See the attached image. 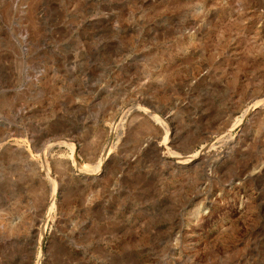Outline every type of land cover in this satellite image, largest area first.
Listing matches in <instances>:
<instances>
[{"label":"rangeland","instance_id":"374dc122","mask_svg":"<svg viewBox=\"0 0 264 264\" xmlns=\"http://www.w3.org/2000/svg\"><path fill=\"white\" fill-rule=\"evenodd\" d=\"M263 99L264 0H0V264H264Z\"/></svg>","mask_w":264,"mask_h":264},{"label":"bare ground","instance_id":"6f19581e","mask_svg":"<svg viewBox=\"0 0 264 264\" xmlns=\"http://www.w3.org/2000/svg\"><path fill=\"white\" fill-rule=\"evenodd\" d=\"M260 100H255V102H252L253 103V105H250L248 108H245V110L242 112V114H241V118H239L238 120H236L237 121V123H242V121L244 122V118H245V116L249 113V111H251V110H253V109H251V107H254V104L257 106V104L256 103H258ZM263 101H264V99H263ZM260 103V102H259ZM258 103V104H259ZM252 112V111H251ZM250 112V113H251ZM149 114V113H148ZM152 120H153V122H155V123H158V119L154 116V114L153 113H151L150 112V114L148 115ZM159 123H161V122H159ZM165 123V122H164ZM161 126H162V124H160ZM164 125V124H163ZM166 125V124H165ZM164 128V127H163ZM171 129V128H170ZM165 130V129H164ZM172 131V130H171ZM165 132L167 133V134H169L170 132H169V128H167L166 130H165ZM223 134L221 133L220 134V136H222ZM166 139V138H165ZM60 140V139H59ZM53 142H55V143H60V142H62V141H53ZM147 142V141H146ZM49 144H51V146H52V143H49ZM49 144H47L46 145V148L47 147H49L50 145ZM60 144H62V143H60ZM2 145V144H1ZM58 145V144H57ZM50 146V147H51ZM206 148V146L205 145H203L202 146V150H200L199 152H196V153H193V154H187V155H181V154H179L177 157H178V161H177V163H178V166H180V164H184V163H187L188 164V162L189 161H194L193 159H195V158H197L196 157V155H198V158L200 159L201 158V155H202V151L204 150ZM166 149V148H165ZM168 149V148H167ZM169 151H171L170 149H169ZM173 151H171V153H172ZM205 152V151H204ZM108 153H109V149H106V151L102 154V156H101V158L99 159V161H98V164H97V167H96V171H97V175H100V174H102V172L104 171V169H105V166L106 165H108L107 164V161H108V158H107V156H108ZM169 153V152H168ZM167 150H165L164 151V155H163V159L164 158H166L167 157ZM171 153H169V155H171ZM178 153H176L175 154V156L177 155ZM201 154V155H200ZM111 156V155H110ZM171 156H173V155H171ZM198 161V160H197ZM200 161V160H199ZM196 163V162H195ZM85 169V168H84ZM107 170V169H106ZM90 171V170H89ZM95 172V171H94ZM55 173V172H54ZM88 174V173H87ZM104 174V173H103ZM102 177V176H101ZM105 180V179H104ZM59 183V182H58ZM58 183H56V182H52V185H51V197H50V206H49V208H51V209H53V207H55V203H54V196H55V193H56V191H57V188H58ZM203 203V202H202ZM204 205V204H203ZM201 207H203L202 205H201Z\"/></svg>","mask_w":264,"mask_h":264}]
</instances>
